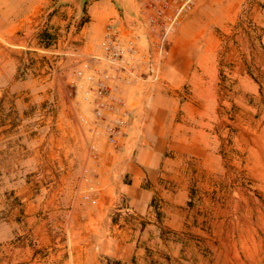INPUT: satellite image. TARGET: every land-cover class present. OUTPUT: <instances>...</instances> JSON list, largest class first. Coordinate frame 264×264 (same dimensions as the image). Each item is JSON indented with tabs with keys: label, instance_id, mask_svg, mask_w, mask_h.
<instances>
[{
	"label": "rangeland",
	"instance_id": "rangeland-1",
	"mask_svg": "<svg viewBox=\"0 0 264 264\" xmlns=\"http://www.w3.org/2000/svg\"><path fill=\"white\" fill-rule=\"evenodd\" d=\"M58 1L48 0L53 14ZM27 3L0 0V8L12 16ZM53 27L38 33L52 53L22 55L21 78L60 74L55 52L61 38ZM72 27L70 21L66 28ZM188 36L168 43L157 82L145 88L159 115L150 138L156 150L149 151L146 206L125 216L115 209L110 245L96 247V264H264V128L247 130L239 120L245 108L255 111V120L264 116V2L246 0L234 20ZM74 71H66L62 85L68 94ZM18 168L23 178L0 180V264H83V247L66 229L68 215L48 213L44 182H32L45 167ZM100 234L97 229V239Z\"/></svg>",
	"mask_w": 264,
	"mask_h": 264
},
{
	"label": "crops",
	"instance_id": "crops-1",
	"mask_svg": "<svg viewBox=\"0 0 264 264\" xmlns=\"http://www.w3.org/2000/svg\"><path fill=\"white\" fill-rule=\"evenodd\" d=\"M245 1L199 0L169 42L175 44L195 29L211 31L213 23L234 20ZM144 2L59 0L58 12L53 14L52 2L28 0L22 10L21 5L16 7L12 16L2 14L0 8V180L5 181L6 176L23 178L18 167L22 171L29 167L30 172L32 167H45L44 174L35 173L32 182H44V207L48 213L65 211L68 215L66 229L77 240L76 245L83 247L79 256L83 264H96L97 246L109 247L111 214L117 212V207L125 216L141 213L139 210L146 206L145 175L152 164L151 154L154 156L149 151L156 150L150 138L158 126V105L141 85L125 89L123 96L133 121L120 145L110 147L93 141L88 129L78 121L84 114L86 83L73 78L70 94L69 88L62 85L69 79L66 71L82 68L101 53L105 27L110 22L118 25L123 41L136 35L138 45L147 49L145 32L138 23ZM224 14L228 17H222ZM70 21L75 27L68 29ZM53 26L61 38L55 52L61 56L55 63L60 74L53 71L51 77L21 78L22 55L33 51L52 53L49 49L53 46L42 44L38 33L51 32ZM26 40L31 43L29 49L22 46ZM68 50L76 57L74 63L66 57ZM49 64L53 68L51 60ZM181 79L180 74L178 80ZM30 132L33 136H27ZM131 149L134 156L130 157ZM6 165L12 167L13 173L5 170ZM26 189L31 194L35 185L29 184ZM97 229L101 230L99 239L95 236Z\"/></svg>",
	"mask_w": 264,
	"mask_h": 264
},
{
	"label": "built area",
	"instance_id": "built-area-1",
	"mask_svg": "<svg viewBox=\"0 0 264 264\" xmlns=\"http://www.w3.org/2000/svg\"><path fill=\"white\" fill-rule=\"evenodd\" d=\"M198 1L145 0L138 18L145 32V50L138 45V36L123 41L116 23L106 25L101 53L73 73L87 85L84 114L78 121L93 141L118 147L127 136L133 116L123 91L136 85L147 88L157 82L170 37Z\"/></svg>",
	"mask_w": 264,
	"mask_h": 264
},
{
	"label": "bare ground",
	"instance_id": "bare-ground-1",
	"mask_svg": "<svg viewBox=\"0 0 264 264\" xmlns=\"http://www.w3.org/2000/svg\"><path fill=\"white\" fill-rule=\"evenodd\" d=\"M254 114H255V111L251 110V109H248V108H245L243 110V112L240 113L239 120L244 122V124L246 125V129L247 130H249V129L253 130V129L260 128V127L264 128V116L261 119H259V120H255L254 119ZM262 133L264 134V130H262ZM247 134H248L247 132H244V133L240 134V138H242L243 143H245L246 145L248 144V140L246 139ZM252 141L254 142L253 138H252ZM260 165H261V163H260Z\"/></svg>",
	"mask_w": 264,
	"mask_h": 264
}]
</instances>
